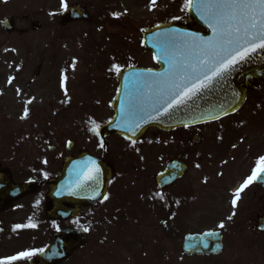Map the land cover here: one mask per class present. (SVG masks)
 Here are the masks:
<instances>
[{
    "label": "rangeland",
    "instance_id": "obj_1",
    "mask_svg": "<svg viewBox=\"0 0 264 264\" xmlns=\"http://www.w3.org/2000/svg\"><path fill=\"white\" fill-rule=\"evenodd\" d=\"M72 2L64 0V5ZM86 3L90 21L61 25V0H0V21L9 19L15 25L10 33L0 26V157H8L4 165H13L9 159L15 155L25 165L38 164L40 156H55L59 168L61 158L49 155L47 146H54L52 152L65 151L68 139L74 142L70 150L100 155L94 149L99 139L90 129L109 115L115 75L109 64L112 50H122L126 62H146V53L137 52L141 30L187 18L181 11L184 0ZM33 21L40 27L33 29ZM252 91L234 116L207 124L208 137L202 130L197 144L190 139L178 144L149 141L138 148L122 145L116 137L104 139L107 145H120L108 150L114 147L118 152H112L122 161L116 159L108 199L65 222L67 227H86L88 237L63 264H264V233L254 229L257 217L264 216V190L251 183L240 193L235 209L231 204L235 190L264 156V82ZM25 107L28 116L21 119ZM176 157L188 172L171 189L175 212L171 195L167 198L164 217L177 234L165 237V190L155 186L153 176L167 158ZM233 211L236 215L228 220ZM221 222L223 229L217 227ZM212 229L223 233L222 254L189 258L181 253L185 233ZM28 245L12 240V248Z\"/></svg>",
    "mask_w": 264,
    "mask_h": 264
},
{
    "label": "snow or ice",
    "instance_id": "obj_2",
    "mask_svg": "<svg viewBox=\"0 0 264 264\" xmlns=\"http://www.w3.org/2000/svg\"><path fill=\"white\" fill-rule=\"evenodd\" d=\"M155 2L156 0H151V3ZM61 7H66L64 0H61ZM181 11L194 12L212 34L202 37L194 32H181L178 29H169L159 34L163 39L158 40L153 46L158 49L160 55L154 54L153 60H162L167 65L164 71L156 73L147 69L132 77L125 76L126 90L127 82L130 79L132 81V91L128 93L129 100L127 103H121L123 123L128 128L133 126L138 128L142 121L156 119L186 104L212 82L230 74L237 65L249 59L253 53L264 50V0H184ZM173 19H180V17ZM113 69L117 73L121 71L115 64ZM12 80L13 78L9 77L8 83L11 84ZM63 87L62 74L61 88ZM17 92L19 93V89ZM30 103L31 101H26V104ZM27 116L28 108L25 107L21 119ZM90 131L95 132L96 128ZM100 147L103 148L104 144L101 143ZM91 164L94 167L89 169L85 183L98 182L100 168L96 166L94 160ZM262 176H264V156L258 158L251 175L247 176L233 193L231 200L233 209L237 206L240 193ZM104 199H108L107 195ZM161 199H163L162 196ZM235 215L233 211L227 219L231 220ZM35 227L36 225L32 223L16 224L13 230ZM217 227L223 229L225 224L221 222ZM87 230V228L84 229V231ZM206 235L215 236L217 233L210 232ZM38 252H43V249L21 251L16 255L0 259V264L30 260Z\"/></svg>",
    "mask_w": 264,
    "mask_h": 264
},
{
    "label": "water",
    "instance_id": "obj_3",
    "mask_svg": "<svg viewBox=\"0 0 264 264\" xmlns=\"http://www.w3.org/2000/svg\"><path fill=\"white\" fill-rule=\"evenodd\" d=\"M66 17L72 20L77 17H86V14L77 6L73 5L63 11L62 18ZM188 24H197L205 27L206 31L200 32L189 28L188 26H179L176 23L160 24L150 28L143 33V45L153 51V54L160 55L158 49L153 45L163 37L159 34L166 32L169 29H178L181 32H194L202 37L210 36L211 30L199 19L194 12H188ZM8 31L13 29V25L7 21H2ZM159 64V69L152 70L153 72H163L167 67L162 60H155ZM261 69L255 79L264 78V50H258L246 61L237 65L227 76L212 82L207 88L198 92L188 100L186 104L179 108L170 110L167 114L161 115L156 119H146L141 122L140 127L128 128L123 123L121 114V103L129 100L128 93L131 89V79L127 82L128 89L126 90L125 76L132 77L135 74L143 73L146 69H137L130 67L129 69L120 71L119 88L114 106L115 113L113 118L100 125L97 133L99 136L117 134L129 138L131 140L139 138L145 130L150 127H158L160 129H172L177 126L192 125L212 120H217L228 113L234 112L244 101V97L248 88L252 85L249 83L239 84L238 77L248 73L249 71ZM149 110L151 107L149 105ZM198 140L196 139L195 142ZM51 150V148H49ZM96 162V166L100 168V175L97 181L85 183V178L88 175L89 169L94 167L91 161ZM65 165L62 168L58 178L49 181L48 196L52 200L53 207L49 212V216L57 218H68L76 215L79 208L82 206H91L94 203L103 199L106 194L107 186L111 178V171L107 165L88 154H81L76 159H66ZM185 171V167L179 163L173 162L166 166V169L157 173L155 180L160 187L167 186L173 182ZM256 182L264 187V176L258 178ZM33 183L12 185L7 182L6 186H11L18 189V192L28 191ZM82 185V186H81ZM64 204L73 205L67 208ZM257 227L264 230V218L259 219ZM215 232L217 235L208 236L206 233ZM201 232V234H187L183 238L182 252L187 256L220 254L223 250L221 241L222 234L220 231ZM49 243L43 248V252L31 259L30 264H58L65 258L70 256L77 247L82 246L86 240L84 231L80 229H62L51 235Z\"/></svg>",
    "mask_w": 264,
    "mask_h": 264
},
{
    "label": "flooded vegetation",
    "instance_id": "obj_4",
    "mask_svg": "<svg viewBox=\"0 0 264 264\" xmlns=\"http://www.w3.org/2000/svg\"><path fill=\"white\" fill-rule=\"evenodd\" d=\"M90 1L91 0H77V1L73 0V2L69 4V5L78 4L83 9V11H86L88 13L89 16L87 19L84 20L76 19L74 21L84 22L91 20L88 3H86ZM60 23L61 25H64L68 22L60 21ZM117 63L119 68L128 66V63L130 65H136L139 67L140 66L146 68L156 67L155 64L147 61L139 62L137 60H133V61L131 60L127 63L124 57L118 60ZM245 78L246 77H242L241 78L242 81H244ZM112 82H113L112 87L115 88L111 92H113L114 95L116 91L117 80L115 79ZM262 82L264 81H260L259 84ZM217 122L218 121L207 124H216ZM207 124H196L194 126L179 127L172 130H164V131L154 128L147 130L145 134L142 136V138L137 140L130 141L125 138H119V139L124 141V144L122 145H129V146L136 145L138 146V148L141 144L147 143L149 141L152 142L175 141V143L178 144L181 142V140H184L185 142L186 139L191 140V139L201 138L202 135H200L199 133L202 130H204L203 131L204 137L205 138L208 137L206 134V131L208 129V127H206ZM103 144H104L103 148L100 147V144L96 145V148L101 153V157L104 160H106L107 163L109 164L113 176V174L115 175L114 165L118 163L116 162V159L122 161V156H120V154L115 155L112 152V149L113 151H117L114 147L112 149L110 148L111 149L110 151L108 150V147L120 146V145L117 143H111L108 145L105 143ZM84 150L86 149L51 152L50 155H54L58 153L57 156H59V159L61 158L62 163L59 168H58V164L53 159L55 156L51 157V159L49 158L48 160L45 159L44 157H39L41 162H37L38 164L29 163L27 165L21 162L20 159H17L16 155L10 156L9 162L13 163V165L11 166L4 165L6 163V159H8L7 156L0 157V172H2L4 176V180H3L4 188H0V259L16 255L17 253L25 250L40 249L48 240L49 235L53 231L63 228L62 219L61 220L51 219V218L49 219L47 217V212L50 210V208H52L51 201L48 200L46 195L48 191L47 184L49 182V179L57 177L59 175V170L63 165V161L66 158H68L69 156L79 155ZM122 150L127 152V149L122 148ZM171 159L174 158H170L168 160ZM5 168L9 170L10 181L12 183L17 184V183L27 182V180H32L36 182L37 186L31 191H28L27 193L24 194H18L17 196L12 194H7ZM181 180L182 179L177 180V182L168 186L165 189L167 198L169 195H171L169 197V200H171V202L173 201L172 200L173 193L171 192L172 191L171 189L172 187L177 185L178 182H180ZM37 201H39L38 204ZM83 209L85 208H82V210ZM29 218H31V220H29ZM26 223L35 224L36 227L21 228V229H16L15 231L13 230L14 225L16 224L23 225ZM12 240L16 241L17 243L19 241L21 242V240H25L29 245L26 248L23 246H20L19 249L12 248ZM16 264H22L21 260ZM23 264H27V262L25 261L23 262Z\"/></svg>",
    "mask_w": 264,
    "mask_h": 264
}]
</instances>
